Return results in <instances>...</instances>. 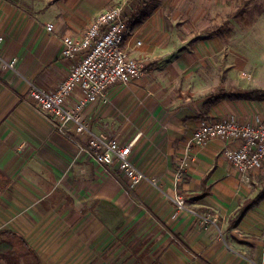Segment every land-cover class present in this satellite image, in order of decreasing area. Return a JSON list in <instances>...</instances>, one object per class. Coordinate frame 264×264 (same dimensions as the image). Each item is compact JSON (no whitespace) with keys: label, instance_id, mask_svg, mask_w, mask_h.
<instances>
[{"label":"crops","instance_id":"crops-1","mask_svg":"<svg viewBox=\"0 0 264 264\" xmlns=\"http://www.w3.org/2000/svg\"><path fill=\"white\" fill-rule=\"evenodd\" d=\"M129 1L142 2L0 0V172L8 179L0 230L21 234L41 264H131L143 244L150 248L145 263L264 260V198L230 226L240 204L258 192L264 167L244 183L222 155L225 140L190 146L200 119L264 120V100L243 96L264 88L252 67L238 83V71L228 70L234 89L206 103L228 87L229 47L223 34L201 24L219 16L209 17L204 1L142 2L124 46L145 61L143 74L82 110L90 134L131 143L129 159L146 176L140 183L131 186L116 162L98 163L79 150L27 99L30 83L53 89L71 66L61 56L63 37L82 36L100 12ZM13 58L15 70L5 66ZM175 195L185 198L184 209L176 208Z\"/></svg>","mask_w":264,"mask_h":264},{"label":"built area","instance_id":"built-area-1","mask_svg":"<svg viewBox=\"0 0 264 264\" xmlns=\"http://www.w3.org/2000/svg\"><path fill=\"white\" fill-rule=\"evenodd\" d=\"M134 8V1L114 5L100 12L82 36L63 37L61 56L72 61L64 78L53 89L30 83L27 92L29 99L53 120L61 134L70 137L79 150L92 155L98 163L116 162L131 186L146 178L129 159L131 143L122 145L115 138L90 134L82 119V110L96 99H105L109 87L127 85L143 74L145 61L130 56L124 46ZM51 28V25L47 27ZM15 65V58L5 62L13 70ZM77 91L83 95L77 96ZM72 133L89 136L83 144ZM215 138L227 142L222 155L237 170L242 182H249L250 174L264 167V120L243 123L232 118L200 119L192 132L190 146H202ZM181 167L175 172L177 180L182 175ZM173 201L177 209H184L183 196L175 195ZM245 264H264V260H247Z\"/></svg>","mask_w":264,"mask_h":264},{"label":"rangeland","instance_id":"rangeland-1","mask_svg":"<svg viewBox=\"0 0 264 264\" xmlns=\"http://www.w3.org/2000/svg\"><path fill=\"white\" fill-rule=\"evenodd\" d=\"M181 1H195L196 3H198V1H204L205 5L203 6H206V13L209 14V17H215L217 14L219 15L216 20L209 18V22L204 21L201 24L203 26L209 25V28H207L209 30H216L218 26H224L223 31L225 34L223 32H219V35L222 36L223 34L225 39H223V41H225L227 49L229 47V49L226 50L227 60L225 61L226 66H224L227 69L226 86L229 85L228 83H232L230 80H228V77L231 75L228 70L234 69L238 71V74H235L237 75L236 77L232 76L234 78L233 81L236 80L237 82L235 83H238V80H242L240 77H243V74L247 75L250 73V70L247 69L249 67L255 68L252 69V71L255 72V76L257 77V80H259L258 83L264 84V0ZM134 6L135 8L132 10L131 15H134V12L137 11L136 9L142 7V2L138 3V1H134ZM216 22H219V24H216ZM197 29L198 26H196V30ZM226 29L228 32L225 31ZM179 30H181L182 34H184L183 29ZM245 63L247 64L244 66ZM240 67H243L241 68V71H239ZM27 95V99L32 103ZM35 107L37 106L35 105ZM37 109L40 110L38 107ZM43 115L51 120V118L46 113H43ZM68 138L71 140L70 137ZM80 141L83 144L86 142L84 139Z\"/></svg>","mask_w":264,"mask_h":264},{"label":"trees","instance_id":"trees-1","mask_svg":"<svg viewBox=\"0 0 264 264\" xmlns=\"http://www.w3.org/2000/svg\"><path fill=\"white\" fill-rule=\"evenodd\" d=\"M151 0H142L143 3ZM145 14H142L144 17ZM236 16V15H234ZM132 21L134 24L140 21ZM224 28L219 27L216 30H210L211 35L217 34L223 31ZM225 31L228 32L226 29ZM234 87H228L225 90L221 89L217 95H211L206 103L216 102L219 98L229 96L230 90ZM247 99L264 100V88H253L244 92L243 95ZM256 186L259 189L258 192L252 197L245 199L235 212L233 218H231L230 226H234L240 220V218L245 214V212L253 206L255 203L264 198V175H259L257 177ZM8 179L0 172V193L7 187ZM206 190L199 195H194L191 199L201 198L206 194ZM200 213H210L209 209H199ZM198 211V212H199ZM150 250L148 244L135 246L133 250V256L135 260L131 264H162L159 261H152L150 263H145L143 261L144 256ZM0 264H41L40 258L36 250L27 242V240L19 233L12 230H0Z\"/></svg>","mask_w":264,"mask_h":264}]
</instances>
